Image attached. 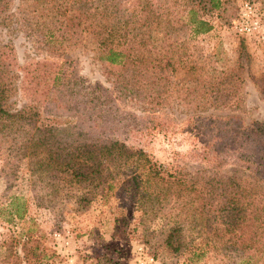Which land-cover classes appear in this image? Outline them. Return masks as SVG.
Wrapping results in <instances>:
<instances>
[{
  "label": "trees",
  "instance_id": "16d2710c",
  "mask_svg": "<svg viewBox=\"0 0 264 264\" xmlns=\"http://www.w3.org/2000/svg\"><path fill=\"white\" fill-rule=\"evenodd\" d=\"M12 1L0 0V18ZM30 4L35 11L26 21L43 55L18 60L10 48L2 53L0 150L7 158H27L41 199L48 190L84 207L113 195L115 223L134 212L160 218V243L182 264H201L204 257L264 264V121L244 125L237 114L208 112L238 108L243 79L191 57L190 41L212 29L207 17L222 1ZM88 39L101 79L78 73L61 58ZM236 50L238 59L249 60L244 37ZM250 78L264 98V75ZM16 94L69 121L38 124L35 112L13 105ZM171 104L183 118L165 111ZM191 163L233 169L222 176L202 167L191 171ZM32 230L19 236L30 239ZM29 253L37 260L45 256Z\"/></svg>",
  "mask_w": 264,
  "mask_h": 264
},
{
  "label": "rangeland",
  "instance_id": "374dc122",
  "mask_svg": "<svg viewBox=\"0 0 264 264\" xmlns=\"http://www.w3.org/2000/svg\"><path fill=\"white\" fill-rule=\"evenodd\" d=\"M221 1L220 9L207 17L212 29L190 41L191 57L195 63H211L228 74L241 76V100L238 108L208 112L237 114L244 125L252 120L264 121V98L250 78L252 74L264 75V0ZM34 11L30 0L12 1L7 17L0 18V59L9 48L18 60L43 55L34 43L38 34L31 31L26 21ZM240 37H244L248 61L237 58ZM93 45L89 39L85 40L84 47L78 45L61 58L70 61L78 73L101 79L98 65L90 58L89 49ZM10 100L16 108L35 112L38 124L69 121L66 117L46 115L39 106L26 104L19 94ZM165 111L175 119L183 118L175 104ZM5 154L0 150V264H116L115 260L118 264H182V258L173 257L160 243V218H140L134 212L125 223H115L113 195L105 201L95 198L84 207L60 199L59 195H48V190L41 199L42 191H35L31 184L27 158H7ZM13 162H16L14 168L8 165ZM188 166L191 171L202 167L222 176L233 169L231 164L219 169L197 163ZM23 219L26 221L22 222ZM27 227L34 229L30 239L26 234L19 236ZM114 246L117 251L112 250ZM40 251L45 253L44 257L38 260L30 257L29 252ZM201 261V264H219V257H204Z\"/></svg>",
  "mask_w": 264,
  "mask_h": 264
}]
</instances>
